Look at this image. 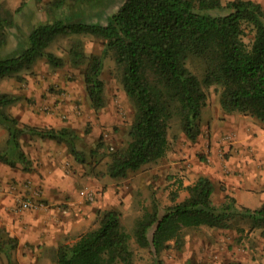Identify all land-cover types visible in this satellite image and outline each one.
I'll use <instances>...</instances> for the list:
<instances>
[{"label": "trees", "instance_id": "16d2710c", "mask_svg": "<svg viewBox=\"0 0 264 264\" xmlns=\"http://www.w3.org/2000/svg\"><path fill=\"white\" fill-rule=\"evenodd\" d=\"M99 1H47L45 10L50 17L31 25L24 37L16 34V44L6 54V29L15 25L13 13L21 5L14 11L0 5V80H21L22 71L40 58L55 67L64 65L65 59L50 49L58 37L91 34L102 39L100 53H86L82 41L72 39L67 57L72 66L81 69L89 105L97 111L106 102L101 73L103 58L110 54L133 105L127 138L107 151L104 174L125 177L129 171L163 158L174 123L190 142H195L202 130L206 89L211 85L218 86L224 113H246L264 123V7L259 1L122 0L106 15L104 23L93 21L81 10L82 5ZM63 6L68 11L57 14ZM194 64L201 69L200 76L192 69ZM19 100L16 92L0 89L1 162L11 166L20 162L28 169L31 163L22 147L26 133L65 142L76 160L85 161V152L76 147L71 127L21 122L9 110ZM102 147L104 143L99 141L90 152ZM179 186H183L181 179ZM184 188L187 194L180 200L178 190L171 192L172 202L162 211L153 197L152 208H143L131 232L124 227L117 208L96 209L93 227L49 249L53 264H134L132 237L159 264L160 252L171 243L182 247L186 230L229 228L237 216L247 219L251 227L264 229V203L255 208L238 206L229 193L215 203L214 183L203 174ZM16 244L15 237L0 229V251L7 254V264H16L9 257ZM222 264L244 263L232 259Z\"/></svg>", "mask_w": 264, "mask_h": 264}, {"label": "rangeland", "instance_id": "374dc122", "mask_svg": "<svg viewBox=\"0 0 264 264\" xmlns=\"http://www.w3.org/2000/svg\"><path fill=\"white\" fill-rule=\"evenodd\" d=\"M47 1L49 0H41V2L0 0L1 7L11 11L21 5L20 9L13 13L15 25L6 29L7 41L3 48L4 54L15 46L16 34L24 37L31 25L50 17L45 10ZM121 1L101 0L91 6L84 4L81 10L88 14V17H91L93 21L104 23L106 15L115 11ZM221 1L225 2L226 0ZM67 11L68 9L63 6L57 14L62 15ZM74 38H79L82 41L86 53H100L104 48L103 40L91 34L58 37L51 44L50 49L65 59L64 65L55 67L46 62L44 58H40L32 67L22 71L23 78L21 80H17L15 77L1 79L0 89L16 92L21 101L26 100L11 106L10 112L15 110L16 113H19L24 108L28 110L31 108L37 113L54 112L63 120L72 121V126L69 125V127L75 132V144L85 152V161L81 162L84 167L83 178L78 180V195L76 196L80 202L77 212L78 223L81 222L77 230L84 232L94 226L96 209L115 207L121 211V221L124 227L131 232L135 218L141 214L143 208H152L153 197L156 198L160 211L172 202L171 192L178 190V179L182 180L183 178L181 175L186 176V173L179 172L178 166L175 167L178 165L176 161L183 159V155L186 153L185 144L189 140L174 123L168 133L169 148L166 157L155 162L145 163L140 169L129 171L125 177L112 178L104 174L107 151L120 145L127 138L128 124L134 114L133 105L119 82L112 57L110 54H105L101 73V77L105 81V106L97 111L90 107L84 91L81 69L72 66L67 57V48ZM191 67L199 76L202 74L197 65L194 64ZM216 88H218L217 85H211L206 89L207 103L201 112L202 126L209 121L211 132L214 129L212 121L217 122V114L223 112ZM17 116L21 119L19 114ZM232 136L229 133L227 140H224L226 138H223V135L217 139L221 159L225 158V144L233 140ZM27 140L30 142L29 138ZM99 141L104 143V147L91 153L90 151L96 149ZM52 143L54 145L48 144L47 147L57 144L56 148L59 151L69 153L65 142L52 140ZM180 153L183 154L180 155ZM196 155H202L205 160L208 159L206 152H201V150H198ZM65 170L63 171L64 175L72 177L71 174L77 175L79 169L69 162ZM226 173L229 174L230 171L228 170ZM110 180H113L115 184H110ZM261 187L264 188L263 185L258 184L248 185L244 193L246 197L242 203H239L235 198L237 205L250 208L261 205V202H264ZM37 189L36 192L40 193L39 187ZM85 191L93 192V198H87ZM225 193L231 194L226 192L223 187L216 189L212 194L213 201L220 203L224 199ZM185 195H179L178 191L177 200L182 199ZM42 202L44 206H47L45 200L42 199ZM74 233L76 234L66 233L65 239L67 241L74 240L79 234L78 231ZM130 244L135 251L134 264H157L153 254L148 249L139 247L133 237ZM50 254L47 253L46 258L43 259H28V261H24V264L25 262L27 264H53ZM158 258L161 261L159 264H222L232 259L244 264L252 262L264 264V229L251 227L248 220L240 216L234 218L233 225L229 228L200 226L189 229L186 230L182 247L176 248L171 243L169 247L160 252ZM13 261L19 264L17 260Z\"/></svg>", "mask_w": 264, "mask_h": 264}, {"label": "crops", "instance_id": "0c3cea01", "mask_svg": "<svg viewBox=\"0 0 264 264\" xmlns=\"http://www.w3.org/2000/svg\"><path fill=\"white\" fill-rule=\"evenodd\" d=\"M257 1L264 7V0ZM16 112L14 110L12 113L16 116L19 114L21 116L19 119L25 123L38 126L45 124L56 127L72 126L71 120H63L54 112L37 113L31 108ZM216 119L217 122L212 121L214 126L212 132L211 123L207 121L203 124L196 141L185 144L186 153L182 160L176 161L178 165L175 167H179L180 173H186V176L181 175L183 188L198 175L203 174L213 181L214 191L223 187L242 203L248 185L258 184L264 187V125L255 117L241 112H220ZM229 133L233 135V140L225 142V158L221 159L217 139L220 135L224 138ZM48 144L54 145L51 139L26 133L23 136L22 147L31 163L28 169L20 162L11 166L0 161V229L17 239L16 247L11 250L9 257L11 260H17L19 264H24L28 259L46 258L49 249L63 241L66 233L76 234L75 231L81 233L77 230L81 222L78 223L77 212L80 202L76 196L78 180L83 178L84 167L81 161L76 160L71 154L59 151L56 148L57 144L47 147ZM198 150L206 152L208 159L196 155ZM69 162L79 169L77 175L71 174L72 177H66L63 173ZM228 170L229 174L226 173ZM109 183L115 184L113 180ZM38 187L41 191L37 196L45 200L47 206L20 208V199L36 195ZM182 187L179 186L178 191L179 195L183 196L187 191L185 188L182 190ZM260 189L264 196V188ZM4 259L7 262V254L0 251V264H7Z\"/></svg>", "mask_w": 264, "mask_h": 264}, {"label": "built area", "instance_id": "2783aa9c", "mask_svg": "<svg viewBox=\"0 0 264 264\" xmlns=\"http://www.w3.org/2000/svg\"><path fill=\"white\" fill-rule=\"evenodd\" d=\"M228 136H225L224 138H228ZM36 195H32V196H27L24 197L22 199H20L19 201V206L22 209H33L36 207H40V206H44L42 200L37 196L38 193L35 192ZM85 196L89 199L93 198V192L91 191H85Z\"/></svg>", "mask_w": 264, "mask_h": 264}]
</instances>
